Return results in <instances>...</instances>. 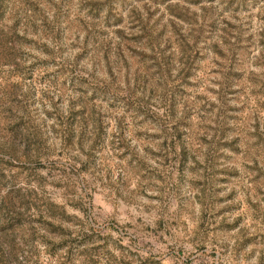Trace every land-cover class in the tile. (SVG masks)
I'll use <instances>...</instances> for the list:
<instances>
[{"label": "rangeland", "instance_id": "374dc122", "mask_svg": "<svg viewBox=\"0 0 264 264\" xmlns=\"http://www.w3.org/2000/svg\"><path fill=\"white\" fill-rule=\"evenodd\" d=\"M0 264H264V0H0Z\"/></svg>", "mask_w": 264, "mask_h": 264}]
</instances>
